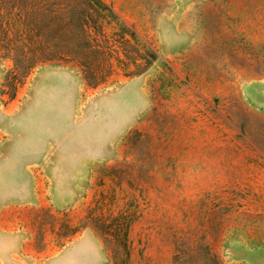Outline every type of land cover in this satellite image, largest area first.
<instances>
[{
    "label": "rangeland",
    "instance_id": "obj_1",
    "mask_svg": "<svg viewBox=\"0 0 264 264\" xmlns=\"http://www.w3.org/2000/svg\"><path fill=\"white\" fill-rule=\"evenodd\" d=\"M103 1L122 20L103 21L107 82L70 64L24 76L0 57V111L35 106L43 133L87 147L65 143L74 162L57 174L87 158L88 183L68 210L42 211L38 242L50 223L56 247L73 246L57 264H123L114 227L127 221L130 264H174L176 248L186 263L211 252L252 264L264 246V0Z\"/></svg>",
    "mask_w": 264,
    "mask_h": 264
},
{
    "label": "crops",
    "instance_id": "obj_2",
    "mask_svg": "<svg viewBox=\"0 0 264 264\" xmlns=\"http://www.w3.org/2000/svg\"><path fill=\"white\" fill-rule=\"evenodd\" d=\"M31 108L0 111V264H57L71 255L73 246L62 243L57 248L55 232L48 235L50 223L41 247L42 211L55 215L57 210H68L88 183L87 158L76 159L81 172L75 176L58 175L55 169L74 162L64 154L66 142L87 149L82 136L43 133L41 112ZM257 247L248 260L264 264V246Z\"/></svg>",
    "mask_w": 264,
    "mask_h": 264
},
{
    "label": "trees",
    "instance_id": "obj_3",
    "mask_svg": "<svg viewBox=\"0 0 264 264\" xmlns=\"http://www.w3.org/2000/svg\"><path fill=\"white\" fill-rule=\"evenodd\" d=\"M104 20L114 23L115 30H119L115 25L122 24L113 7L103 0H0V57L10 58L14 68L24 76L39 64H70L79 68L89 85L105 83L112 69L103 68L102 62L112 56L114 49L112 44H101L106 43ZM119 223L114 234L122 239L123 264H130V222ZM103 227L107 235L110 226ZM179 252L176 248L174 264L198 263L193 260L186 263ZM208 258V262L200 264H222L214 253L210 252Z\"/></svg>",
    "mask_w": 264,
    "mask_h": 264
}]
</instances>
